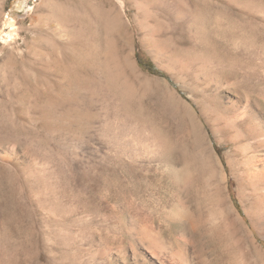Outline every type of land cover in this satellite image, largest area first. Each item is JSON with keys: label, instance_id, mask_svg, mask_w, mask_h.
Returning a JSON list of instances; mask_svg holds the SVG:
<instances>
[{"label": "rangeland", "instance_id": "rangeland-1", "mask_svg": "<svg viewBox=\"0 0 264 264\" xmlns=\"http://www.w3.org/2000/svg\"><path fill=\"white\" fill-rule=\"evenodd\" d=\"M2 2L0 264H264V0Z\"/></svg>", "mask_w": 264, "mask_h": 264}, {"label": "bare ground", "instance_id": "bare-ground-1", "mask_svg": "<svg viewBox=\"0 0 264 264\" xmlns=\"http://www.w3.org/2000/svg\"><path fill=\"white\" fill-rule=\"evenodd\" d=\"M2 3H3L2 0H0V22H2L1 21L2 15L4 14V12H2V8H1ZM12 20L13 19H11V18L9 19L11 26H13ZM12 34H13V32H12ZM64 88H66V87H64ZM67 92H68V90H67ZM236 111H237V113H235V116H236L239 124L240 123L242 124V128H241L239 134L237 136L233 137L231 139V141H233L237 145H241V144H243V142L247 143V144H245L244 152L246 153L245 155H247V153H249V155L251 156V162H250V164H248V168L250 171H252L253 176L255 178L254 180L257 181L258 185L261 186L264 183V155L260 156V154H258V151L264 150V118L259 116L254 110L246 109L245 106H244V108H241L238 110L236 109ZM194 116L196 117L198 124L200 125V128L202 129L206 138L210 139L208 130L206 129L203 121L196 115V112H194ZM204 116H205L206 121L212 127V131H215L216 127L214 125H212L209 117H207L205 114H204ZM210 143H211L210 148L212 151V156L216 159V161H218V163L222 166L223 170L226 172L224 164L222 163L221 157L218 155V153L216 152V150L212 146V140L210 141ZM263 257H264V251H263ZM183 260H182L183 264H190V261L188 258H185Z\"/></svg>", "mask_w": 264, "mask_h": 264}, {"label": "trees", "instance_id": "trees-1", "mask_svg": "<svg viewBox=\"0 0 264 264\" xmlns=\"http://www.w3.org/2000/svg\"><path fill=\"white\" fill-rule=\"evenodd\" d=\"M140 63L151 72L162 73L160 70L157 69V67L151 61H145L144 59L140 58Z\"/></svg>", "mask_w": 264, "mask_h": 264}]
</instances>
